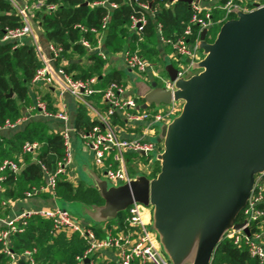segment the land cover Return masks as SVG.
Wrapping results in <instances>:
<instances>
[{"label":"water","instance_id":"obj_1","mask_svg":"<svg viewBox=\"0 0 264 264\" xmlns=\"http://www.w3.org/2000/svg\"><path fill=\"white\" fill-rule=\"evenodd\" d=\"M252 6L248 13L233 9L234 18L222 24L213 43L205 41L208 29L201 31L196 49L203 58L186 61L198 73L178 78L173 64L166 63L173 90L146 81L137 86L142 109L182 102L169 123L157 124V141L150 139L165 143L153 154L159 172L152 179L137 173L119 185L96 175L89 182L80 178L103 199L101 206L74 202L87 208L86 219L99 224L133 203L152 206V230L164 249L179 252L188 238L198 237L193 264H212L225 234L242 228L245 222L235 218L255 176L264 173L258 172L264 159V5ZM123 72L136 84L131 70ZM53 200L67 212L65 205L73 204Z\"/></svg>","mask_w":264,"mask_h":264},{"label":"built area","instance_id":"obj_2","mask_svg":"<svg viewBox=\"0 0 264 264\" xmlns=\"http://www.w3.org/2000/svg\"><path fill=\"white\" fill-rule=\"evenodd\" d=\"M15 9L16 15L21 20V25L16 28L6 29L0 37V42H21L25 37L32 39L37 55L41 60L42 66L39 68L34 78L33 85H43L50 88L56 97L70 96L80 105L84 106L94 117L95 125L85 133L78 135L82 144L88 149L91 156V162L96 171L103 175L104 179L112 184L129 183L133 177V170L129 167L131 156L148 158V163L152 164L150 155L160 153L163 149L161 144L151 142V138L157 135V124H167L172 116L178 114L181 110L182 102H173L170 105H163V109L151 111L148 108L142 109L143 104H138L140 98H133L131 95L126 96L128 86L124 83L110 82L105 89L97 91L93 88L96 83V77L86 79H75L65 71L62 65H56L62 49L49 44L50 57L44 58L36 45V35L33 30V12L43 9L51 12L56 9L55 4H46V0H7ZM196 0H192L190 7L192 16L189 23L197 25L198 36L193 43H189L186 37L191 35V28L188 26L184 34L175 40H169L162 35V26L156 24V32L159 41L165 45L171 46L174 51L173 61L179 63L182 58L192 62L199 61L200 55L196 46L199 44L200 33L203 29H208L212 25L211 12L204 10ZM131 7H137L140 10L139 15L130 16L129 32L137 36V41L143 40L144 29L147 25L145 14L153 17L157 12L156 5L166 7L172 5L178 0H152L150 2H141L140 0H125ZM215 7L223 12V20L227 21L229 16H234L233 9H238L243 13H248L254 9L253 3L258 0H220ZM95 6H106L114 9V3H108V0H101L93 3ZM109 15H105L101 20L100 29L86 28L82 25H75V28L83 33H91L95 37V43L91 44L87 38H81L79 43L89 52H95L101 59L106 60L107 56L102 50L105 31L107 28ZM174 66V65H173ZM175 67V66H174ZM190 65H183L177 70L178 78H186L190 74ZM123 68L129 69L139 76L149 74L153 79L159 78L162 86L166 90H173L174 85L170 78L165 74L161 78L155 70V65L142 58L137 51L126 50L123 54ZM166 73V72H165ZM149 81V80H146ZM96 93L101 95V101L104 111H98L92 104L90 98ZM161 106V105H160ZM31 111L44 119H54L64 125L68 121L67 113L63 111L52 112L48 109L46 102L42 99H36ZM116 113L124 115L127 123L135 128L140 129L137 136L132 138L121 137L119 132L112 125V117ZM23 120L17 119L14 122L5 121L1 129H13ZM63 140V157L57 163L53 172L45 171V184L38 189L25 192L27 199L39 195L41 192L49 194V197L55 199L56 186L59 176L69 175L73 171V145L72 131L64 127L61 131ZM37 142L26 141L22 145L23 153L33 154L38 150ZM143 154V155H141ZM134 164V163H133ZM137 172L144 175L151 173L152 169L140 160L135 162ZM9 170L18 172L20 167L12 160H4L0 170ZM69 177V176H68ZM1 180V178H0ZM3 205L5 203H2ZM264 173L258 174L254 178L252 189L247 198L246 204L241 211V221L237 223L245 224L239 230H229L225 237L230 239L235 246H244L248 251L249 257L256 260L257 264H264ZM37 215L50 220L52 232L58 234L61 232L67 234L77 233L86 243L87 247L81 256L76 257L79 264L89 260L91 256L102 250H113L116 252L117 259L114 264H167L163 259L155 241V235L148 229L150 216L144 212L143 205L133 203L127 208V214L119 225L116 223L111 229L104 232L103 237H98L95 231L89 225L79 223L73 216L57 207L39 210H23L16 216L8 219H1L0 223V247L2 251L12 260H17L19 255L11 252L9 236L12 233L22 231L26 225V220ZM244 230H248L247 235ZM22 257L26 258L30 264H35L31 258V252L25 251ZM225 264V263H223Z\"/></svg>","mask_w":264,"mask_h":264},{"label":"trees","instance_id":"obj_3","mask_svg":"<svg viewBox=\"0 0 264 264\" xmlns=\"http://www.w3.org/2000/svg\"><path fill=\"white\" fill-rule=\"evenodd\" d=\"M101 0H46V4H55L56 9L46 12L43 9L33 12V21L42 30L50 45L62 49L56 65H62L67 73L75 79H86L96 77L93 88L97 91L105 89L110 82L123 83L125 74L123 70L114 68L105 69L106 60L101 59L95 52H89L79 43L81 38H87L91 44L95 43L93 34L83 33L75 28L82 25L88 29H100L101 20L109 15L103 46L108 54H117L123 49L137 51L138 54L149 62L154 60L163 61L157 51L156 24L162 26V35L169 40H175L184 34L189 26L191 35L186 37L187 42L193 43L198 36L197 25L189 23L192 9L184 2H175L166 7L156 5V14L147 17V25L144 29L142 41H137V36L129 32V19L133 14L140 13L137 7H131L125 0H108L114 3L116 8L106 6H95L93 3ZM150 2L152 0H140ZM206 2L209 0H200ZM264 3V0H258ZM86 3V4H85ZM220 15V16H219ZM217 16L221 17L220 19ZM217 18V19H216ZM234 18L229 16L227 20ZM223 12L213 9L211 12L212 25L208 28L205 41L213 43L220 27L226 20ZM21 25L20 18L15 9L7 0H0V37L6 29H12ZM169 47V45L165 46ZM200 58H203L202 50H198ZM80 59L75 62L73 59ZM196 62V61H195ZM39 59L33 44L21 42H0V127L5 121L14 122L21 115L22 105L28 101L29 90L36 71L41 68ZM193 70L190 75L198 73ZM11 94V96H9ZM99 100L101 95H93ZM52 111V109H50ZM48 120L39 118L31 120L24 125L21 131L16 132L10 139L0 137V166L4 160H12L20 167L18 172L7 169L0 170V218L6 217L12 204L26 200L25 192L38 189L45 184V171L53 172L57 163L63 157V140L61 133L49 128ZM95 125L90 120L86 109L78 106L75 118V133H85ZM26 141L37 142L40 146L35 153H23L22 145ZM19 156L20 160L16 157ZM151 173L146 176L155 178L159 172L158 162L152 163ZM157 164V165H156ZM39 197L48 198L49 194L41 192ZM60 204L83 203L85 205H103V199L98 191L86 185L82 181L73 184L67 175L59 176L56 186V197ZM2 203H5L4 205ZM264 208V205H261ZM242 211V210H241ZM241 211L237 214L235 222L241 221ZM127 212V210H126ZM119 214L115 219L108 220L102 224H122ZM118 218V220H117ZM98 237H103L98 226L92 228ZM64 232L54 234L50 220L33 215L26 220L22 231L12 233L9 236L10 250L19 255L17 260H12L0 247V264H30L22 257L25 251L31 252L34 263L43 264H79L76 257L81 256L87 245L84 240L74 233L69 237ZM95 255V254H94ZM94 255L89 258L90 264ZM257 264L256 260L249 257L244 246H235L225 236L219 242L214 254L212 264Z\"/></svg>","mask_w":264,"mask_h":264},{"label":"crops","instance_id":"obj_4","mask_svg":"<svg viewBox=\"0 0 264 264\" xmlns=\"http://www.w3.org/2000/svg\"><path fill=\"white\" fill-rule=\"evenodd\" d=\"M19 1V0H16ZM220 0H209L206 2H202L199 0L200 6L204 10H209L212 12L213 9H216L215 7L220 3ZM33 30L36 35V45L38 47L39 52L41 53L42 57L48 58L50 57V52H49V42L46 40L42 30L39 28V26L33 22ZM158 36V35H157ZM157 51L159 53L160 58L165 59L166 57H170L172 59V56L174 55V51L167 55L166 49H165V44L161 43L159 41V38L157 37ZM21 43L24 44H32V39L30 37H25L24 39L21 40ZM102 50L106 54V65L105 69H117V70H122L123 68V54L127 50L126 48L120 51L117 54L110 55L108 52L105 50L104 46L102 45ZM173 60V59H172ZM73 61L75 62H81L82 60L78 58H74ZM124 69V68H123ZM143 78L145 80H149V74L143 75ZM125 85L128 86L127 84V79L126 83L123 82ZM131 95V89L128 86V90L126 91V96ZM28 101L25 102L22 107H21V115L18 119H22L23 121L17 125L13 129H1L0 130V137L4 139H10L16 132L21 131L24 128V125L28 123L29 121L35 119L38 120L39 117L36 112L31 111L30 108L34 105V102L36 99H42L46 102L48 109H52V112H57V111H65L68 116V121L64 125L63 123L57 121V120H48V126L50 129L54 131L60 132L64 127L69 128L72 133H75V118L77 114V108L80 105L77 101H75L73 98H71L68 95H65L63 97H56L53 91L45 87L43 85H33L31 86L29 90V96H28ZM93 106L100 112L104 111V106L101 101V97L99 100H96L94 96L90 98ZM84 107V106H83ZM85 108V107H84ZM86 109V108H85ZM51 111V110H50ZM87 114L90 118V120L94 121L93 115L88 111ZM112 125L117 130L120 134L121 137L124 138H132L135 137L139 134L140 129L133 127L129 123L126 122L124 119V115L116 113L114 117H112ZM75 146V145H74ZM75 150V147H74ZM19 160V156H16ZM76 176L74 171L69 172V178L72 181V177ZM1 193V189H0ZM57 207V203L55 200L51 199V197L48 198H43L39 196H34L32 198L16 202L12 204L11 209L8 211L7 215L3 219H8L16 216L18 213H20L23 210H39V209H46V208H55ZM150 216V214H149ZM150 222H151V217H150ZM86 225V223H85ZM114 225H105V224H100L98 228H100V232L104 234V232L107 229H111ZM2 227L0 223V228ZM65 236L69 237L72 235V233L67 234L63 233ZM74 234V233H73ZM117 259L116 252L113 250H102L94 255V259L92 263L90 264H114ZM89 262V260H88ZM87 262V263H88Z\"/></svg>","mask_w":264,"mask_h":264},{"label":"rangeland","instance_id":"obj_5","mask_svg":"<svg viewBox=\"0 0 264 264\" xmlns=\"http://www.w3.org/2000/svg\"><path fill=\"white\" fill-rule=\"evenodd\" d=\"M220 16V15H219ZM217 16V18L219 17ZM216 18V19H217ZM221 17H219L218 19H220ZM166 52L167 55H169L172 52V48L171 46L166 47ZM165 61H161L160 60H154L153 63L155 65V70L159 73V76L161 78H165V71H164V65L166 63H172L176 68L183 66V65H189L186 63L187 59L186 58H182V60H180L179 63L173 61L170 57H166ZM201 60V59H200ZM199 60V61H200ZM122 70L124 71V69L122 68ZM190 72H192L193 70H191V67H189ZM135 74V73H134ZM136 84H133L132 82L127 80V84L131 89V96L133 98H139L137 95V86L139 87V85L141 84V82L146 81L143 76H139L136 75ZM191 75L188 74L186 78L190 77ZM126 75L124 77V81L126 83ZM147 83L150 82H154L156 83V85L158 87H161L162 81L159 78L153 79L151 76L149 77V81H146ZM138 104H143V101L141 99L137 100ZM163 109L164 106H155V105H151L148 109L151 111H157L159 109ZM72 137V145H73V151H74V156H73V171L76 174V176L74 175L72 178V183L73 184H77L78 181H80L79 179H83V181L89 182L90 180V176H98L100 178H103V175H101L98 171L95 170V168L92 165L91 162V156L88 152V149L81 143L78 135L76 133H72L71 134ZM158 139V135H156L152 140L153 141H157ZM162 146V149L164 148V141H160L159 142ZM156 143V144H159ZM75 145V146H74ZM75 147V150H74ZM154 153H152L150 155V158L153 160ZM140 160L142 163H144L145 165H148V167H150L152 169V167L154 168L153 164H149L148 163V158L146 157H138L137 155L131 156L130 158V163H129V167L132 168L134 174L140 173L137 172V168L135 166V162ZM153 162V161H152ZM134 163V164H133ZM154 163V162H153ZM157 165V164H156ZM259 173H263L264 172V159L263 162L258 170ZM133 174V175H134ZM142 174V173H140ZM65 208L68 210V212L73 216V218H75L77 221H79V223L85 225H89L91 228H94L96 226H99L102 223L99 224H94L93 222H91V220L86 219L87 217L89 218L88 215V210L87 208H84L82 205L80 204H67L65 205ZM143 210L144 212H148L150 214H152V206H148L145 207L143 206ZM2 208H0V212H2ZM127 212L124 211L122 212L120 215L121 217H119L121 221L124 220L125 216H126ZM116 220V219H115ZM118 220V218H117ZM152 223H149L148 229L155 235V241L156 244L158 246V249L160 251L161 256L163 257V259L167 262V264H193L194 259H195V255H196V250H197V246H198V237L196 235H194L192 238H188L186 244L184 243L183 247L179 250V252L176 253H172L169 250H166L163 248L160 239L157 237V234L152 230ZM37 264V263H36ZM38 264H43V263H38Z\"/></svg>","mask_w":264,"mask_h":264}]
</instances>
